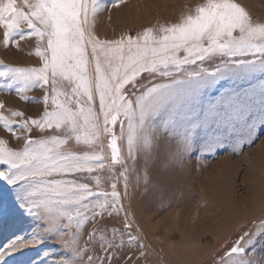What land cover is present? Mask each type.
Segmentation results:
<instances>
[{
	"label": "snow or ice",
	"instance_id": "6c2138e0",
	"mask_svg": "<svg viewBox=\"0 0 264 264\" xmlns=\"http://www.w3.org/2000/svg\"><path fill=\"white\" fill-rule=\"evenodd\" d=\"M23 2L27 12L17 0H0L5 51L17 38L34 36L41 63L0 62V90L28 101L34 98L26 93L39 88L44 108L36 117L0 111V126L10 138L23 140L11 147L0 138V165L5 166L0 180L16 189L37 232L60 245L65 255L58 264H133L124 259L125 251L145 245L132 234L116 184L110 193L94 192L80 177L105 166L107 156L99 147L105 137H110L109 167L125 166L120 173L125 189L128 160L134 166L143 162L138 180L148 182L149 162L162 139L181 161L195 151L214 153L225 146L238 154L242 144L253 142L257 130H264V20L234 0H205L178 22L102 40L93 30L101 0ZM22 23L26 29L19 27ZM117 123L119 135L113 128ZM81 144L88 150L76 148ZM121 214L122 227L116 224ZM89 224V240L81 247L78 238ZM101 231L100 248L89 246ZM38 242L16 238L0 249V260ZM258 243H264V213L241 226L210 264H252L250 250ZM141 257L147 264L146 253Z\"/></svg>",
	"mask_w": 264,
	"mask_h": 264
},
{
	"label": "rangeland",
	"instance_id": "374dc122",
	"mask_svg": "<svg viewBox=\"0 0 264 264\" xmlns=\"http://www.w3.org/2000/svg\"><path fill=\"white\" fill-rule=\"evenodd\" d=\"M204 2L205 0H101L102 10L97 14L93 30L102 40L119 39L122 34L134 36L145 27L178 22L182 14L194 11ZM234 2L245 7L257 20H264V0ZM16 6L28 11L23 0H17ZM19 27L26 29L27 25L22 23ZM4 30V26L0 25V62L16 67L39 66L40 58L35 55L38 39L34 36L27 37L24 41L17 38L16 44L5 51ZM2 83L0 80V84ZM65 90H70L67 82ZM26 95L34 99L24 101L14 92L0 90V102L4 103V109L0 111L17 110L24 112L25 116L36 117L44 108L41 99L43 91L36 88L29 90ZM94 106L98 111V99ZM7 114L5 111V115ZM113 128L116 135H119V123ZM46 131L52 134L51 130ZM0 138L8 139L11 147H18L23 143V140L18 142L10 138L2 126ZM109 139L110 137L103 138L99 146L107 156L105 166L98 171L94 170L92 174H82L80 179L81 182L89 183L94 192L110 193L112 184H116L120 202L132 222V234L137 235L145 245L139 250L133 246L131 251H125L124 259L133 264L136 261L146 264L141 257L142 252L147 255V264H210L213 256L225 251L237 238L241 226L264 213L262 129L257 130L253 142L240 146L242 151L238 154L225 146L214 153L195 151L182 161L174 154L173 145L162 139L149 162L148 182L138 180V177L144 175L143 162L134 166L128 160L127 189L120 177L125 166L116 164L109 167ZM76 148L88 150L82 144ZM121 154L123 157L127 156L126 144L122 146ZM4 167L0 165V170ZM231 196L240 207L231 210L225 217L226 222L222 223L219 216L227 208L223 206V201L227 202ZM100 202H105V198L101 197ZM122 216L123 214L116 221L120 227L123 226ZM92 228L93 224L87 225L78 238L81 247L89 240L88 233ZM103 234V231L98 232L89 246L94 245L99 249L100 236ZM16 238L39 239V242L13 251L0 260V264H58V258L65 255L59 244L37 232V222L20 206L16 189L0 180V249L14 243ZM250 251L253 252L252 264H264V243H258ZM91 254L90 252L89 255Z\"/></svg>",
	"mask_w": 264,
	"mask_h": 264
},
{
	"label": "bare ground",
	"instance_id": "6f19581e",
	"mask_svg": "<svg viewBox=\"0 0 264 264\" xmlns=\"http://www.w3.org/2000/svg\"><path fill=\"white\" fill-rule=\"evenodd\" d=\"M262 182V181H261ZM261 185V184H260ZM263 185H264V183H263ZM258 188H260L259 187V185H258ZM259 190H261V189H259ZM229 201V202H228ZM227 202L226 201H223V206L224 207H227L226 209L224 208V211L222 212V214L219 216L220 218V220H221V222L223 223V222H226L225 220V217L228 215V214H230V211L232 210H236L238 207H240V204L239 203H237V202H235L234 200H233V197L231 196V198L228 200ZM220 204V203H219ZM243 204V203H242ZM221 205V204H220ZM222 207V206H221ZM218 219V220H219ZM218 223V222H217Z\"/></svg>",
	"mask_w": 264,
	"mask_h": 264
}]
</instances>
